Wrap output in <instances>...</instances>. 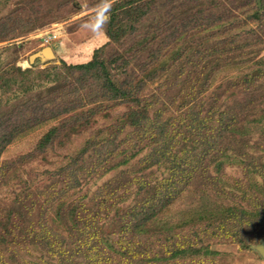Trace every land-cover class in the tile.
Instances as JSON below:
<instances>
[{
	"label": "trees",
	"instance_id": "16d2710c",
	"mask_svg": "<svg viewBox=\"0 0 264 264\" xmlns=\"http://www.w3.org/2000/svg\"><path fill=\"white\" fill-rule=\"evenodd\" d=\"M219 1H212L209 6H200L193 13V16H199L185 19L180 24L179 33L174 28L164 34L167 22L159 20L123 52H109L107 49L112 44L123 45L128 37L138 33V25L152 13L154 5V0H114L108 10L106 32L109 40L94 49L91 59L80 63L68 64L62 60L59 64L54 63L40 70L39 77H42L39 82L34 77L29 79V75L35 73L32 68L21 69L13 65L9 69L0 63V96L1 93L9 92L18 98L10 108L0 109V156L14 139L49 121H57L58 124L51 127L39 142V150H46L63 130L90 121L107 104L128 106L127 111L108 126V135L89 138L81 151L59 169L58 174L66 180V188L57 195L64 196L70 189L80 185L79 173L86 169L84 159L88 152L93 151L96 155V163L91 171L102 167L114 168L115 165L110 163L113 157L127 149L121 147L126 140L118 141L127 128H130L127 139L131 142L145 141L149 146L141 158L143 164L165 169V175L155 182L144 179L139 182L134 204L119 214V237L116 241L111 240L112 234L104 232L99 226L100 209L95 212L89 208L84 220L79 223L75 220L77 212L80 209L85 212L83 206L90 207L88 204L91 203L78 201L65 211H62L64 208L61 206L51 205L60 218L66 216L69 221L66 222L71 226H68L72 238L69 242L65 235L48 225L43 210L39 211L38 225H33L34 216L29 215L25 221L32 222V228L28 229L26 235L30 241L38 239L50 256L55 257L56 260L48 264H170L202 251L209 253L208 241L218 237L231 238L244 244L243 233L247 226L255 233L259 231L264 238V161L249 153L245 138L236 136V133L243 134L246 127L240 123L243 113L250 107L258 106L264 98L262 96L257 99L253 91L264 74V66H258L256 74L252 71L241 72L231 81L234 86L242 87L241 91L246 96L233 105L224 109L217 106L223 96L222 91L221 94L217 93V100L212 102L203 115L205 101L195 98L194 87L200 85L196 91L199 93L211 74L223 68L243 65L244 56L248 53L249 43L239 40L240 32L236 35L229 33L236 24L231 20L234 15L229 10L219 13L211 9L212 6H218ZM243 1L241 7L246 8L243 11L250 9L246 18L256 22L255 26L246 31L253 35L256 43L263 41L264 2L262 0L259 7L257 0ZM242 22L246 24L244 20ZM7 24L4 22L2 26ZM17 24H11L2 31L13 32L17 27H25L22 22ZM36 26L31 21L28 29ZM191 28L196 33L204 31L205 36H201L203 40L200 42L203 48L213 34L218 36L217 42L207 50L201 46L190 49L192 55L199 54L205 64L195 70L197 81L190 88L194 105L187 116L177 119L171 114L166 115V112H170L167 106L155 108L156 95H148L145 91L150 81L162 74H169L170 64L182 53L181 50L173 51V47L170 48L172 39L183 37ZM154 43H157L156 48H149ZM147 49V60L139 62V66L134 68L138 54ZM168 56L170 59H167ZM221 87L222 84H219L217 89ZM245 116V119L255 116L259 121L262 120L264 105L249 111ZM30 156L32 153L23 157ZM122 161L127 162L126 158ZM227 161L244 165L247 175L257 174L261 177V181H248L247 186L241 190L240 198L245 201V205H223L207 218L178 225L165 226L158 223L161 214L196 178L207 173L211 163L215 162L217 167L222 168ZM10 168L9 163H0V177L5 176ZM105 186L109 187L107 189L113 195L111 183ZM220 187L226 192L224 186ZM101 190L99 188L92 199L96 200L100 194L102 196ZM52 201L53 198L48 201V205ZM99 205L104 210L107 199L104 198ZM35 209L32 205L28 214ZM0 239V243H3V237ZM113 254H117L116 259Z\"/></svg>",
	"mask_w": 264,
	"mask_h": 264
},
{
	"label": "rangeland",
	"instance_id": "374dc122",
	"mask_svg": "<svg viewBox=\"0 0 264 264\" xmlns=\"http://www.w3.org/2000/svg\"><path fill=\"white\" fill-rule=\"evenodd\" d=\"M113 1L0 0L1 66L9 69L13 65L21 69L32 68L35 73L29 75V79L34 77L39 82L42 77H39L40 70L54 63L59 64L61 60L68 64L80 63L91 59L94 49L109 40L106 32L107 18L109 6ZM212 1L218 0H154L153 11L138 25V33L128 37L123 45L112 44L107 51L123 52L134 40L142 38L150 26L155 25L154 23L159 20L162 23L167 22L164 34L172 29H176V33H179L180 24L185 19L193 18L195 16L193 13L200 6H209ZM243 2V0H220L218 6L211 8L219 13L229 10L234 15L231 20L236 22L229 33L236 35L240 32L239 40L249 45L243 65L223 68L211 74L207 84L199 93L196 91L200 85L194 87L195 98L205 101L203 115L213 104L212 102L217 100L215 96L221 94L222 91L223 96L217 103L221 109L235 104L237 100L245 99V93L241 91L242 87L234 86L231 81L241 72L252 71L256 74L258 66L261 64L264 66V40L256 43L253 35L246 31L247 28L255 26L256 22L246 18L250 9L243 11L246 9L241 7ZM197 16L199 15L195 17ZM243 20L246 24H243ZM31 21H34L37 26L28 29ZM4 22L8 24L2 26ZM21 22L25 24L23 29L17 27L13 32L2 31L11 24L18 23L19 25ZM189 30L183 37L172 39L170 48L173 47V51L181 50L182 53L172 62V65L170 64L169 74H162L154 81H150L145 91L148 95H156L155 108L167 106L170 112H166V115L171 114L177 119L187 116L194 105L195 100L192 98L190 88L197 81L195 70L205 64L204 60H200L199 54L192 55L190 49L201 46L202 49L207 50L217 42L218 36L213 34L207 40L208 42L204 43L206 46L203 48L200 42L203 40L201 36H205L204 31L196 33L193 28ZM54 34L56 38L45 42L46 37ZM47 46L51 47L54 57L41 58L31 63L30 56ZM156 46L157 43H154L149 48L155 49ZM249 50L254 53H250ZM148 54V49L139 53V58L134 61L133 67L137 68L139 62L147 60ZM168 58L170 59V56ZM28 80L26 81L29 82ZM219 84H222V87L217 89ZM17 88L19 89L20 86ZM253 91L257 99L264 96V74ZM10 96L9 92L1 93V110L10 108L14 100H18L16 96ZM263 105L264 98L258 106L250 107L243 113L240 123L246 126L244 130L241 129L244 133H236L237 138H245L248 141L245 145L249 153L259 157L262 161H264V117L259 121V118L255 116L245 119V115ZM127 109L128 106L125 104H107L106 108L90 121L63 130L46 150H39L38 144L48 130L58 124L57 121H49L29 130L5 148L0 156V163H9L11 168L5 176L0 177V238L4 239V242L0 243V264H48L47 262L56 260L41 246L38 239L34 242L30 241L26 234L28 229L31 230L32 222L25 221L29 215L34 216L33 225H38L39 211L43 210L48 225L65 235L66 241L69 242L72 240L71 233L68 231L69 225L66 223L69 221L66 216L60 218L56 214L57 210L51 206L54 204L63 207L64 209L61 210L65 211L66 208L76 205L78 201L91 203L88 204L90 207L83 206L85 212L82 209L77 212L75 220L78 223L84 220L89 208L94 209L95 212L100 209L99 226L104 232L112 234L111 240L116 241L119 237V214L134 204L139 182L144 179L153 183L165 175L164 167L143 164L141 158L149 149L147 143L145 141L131 142L127 139L130 133V128H127L118 139V141L126 140L121 147L127 149L113 157L110 163L115 167L111 169L102 167L91 171L96 163V155L93 151L88 152L84 159L86 169L79 173L80 185L70 189L64 196L57 195L66 188V180L58 174V171L70 161L72 156H76L81 151L89 138L93 136L101 138L108 135V126ZM177 122L178 120L176 124ZM28 153H32V156L24 158L23 156ZM125 158L126 163L122 161ZM122 171L126 173L123 174ZM251 180L261 181V177L257 174L247 175L245 166L238 162L227 161L222 168L217 167L213 162L209 165L207 173L196 178V181L188 186L180 197L161 214L158 223L165 226L178 225L191 220L207 218L223 205H245V201L240 198V193ZM109 182L113 195L109 193L110 190L107 189L109 187L105 186ZM220 185L225 187L227 193L222 191ZM99 188L102 189V196L107 199V207L104 210H101L99 205L104 199L101 194L96 200L92 199L94 193L99 192ZM52 198V203L48 205V201ZM32 205L36 209L28 214ZM243 238L244 244L231 238L218 237L208 241L209 253L202 251L170 264H264V257L257 250V246L264 240L259 231L255 233L250 226H247ZM113 257L116 259L117 254H113ZM109 262L114 263L115 261L110 260Z\"/></svg>",
	"mask_w": 264,
	"mask_h": 264
},
{
	"label": "water",
	"instance_id": "95a60500",
	"mask_svg": "<svg viewBox=\"0 0 264 264\" xmlns=\"http://www.w3.org/2000/svg\"><path fill=\"white\" fill-rule=\"evenodd\" d=\"M257 4L260 7L262 4V0H257ZM54 57L53 51L51 47L47 46L42 49L40 52H36L30 56V62L34 63L35 61L41 59V58H51ZM257 250L260 252V254L264 257V240H262L261 244L257 246Z\"/></svg>",
	"mask_w": 264,
	"mask_h": 264
},
{
	"label": "built area",
	"instance_id": "2783aa9c",
	"mask_svg": "<svg viewBox=\"0 0 264 264\" xmlns=\"http://www.w3.org/2000/svg\"><path fill=\"white\" fill-rule=\"evenodd\" d=\"M57 36L54 34L53 36H49L45 38V42H49L50 40L56 38Z\"/></svg>",
	"mask_w": 264,
	"mask_h": 264
}]
</instances>
